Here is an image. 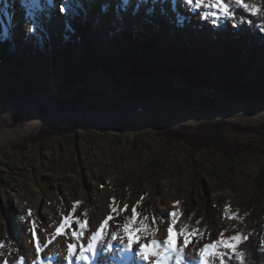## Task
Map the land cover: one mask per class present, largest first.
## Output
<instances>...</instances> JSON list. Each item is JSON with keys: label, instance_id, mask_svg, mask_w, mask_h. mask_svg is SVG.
Segmentation results:
<instances>
[{"label": "rangeland", "instance_id": "1", "mask_svg": "<svg viewBox=\"0 0 264 264\" xmlns=\"http://www.w3.org/2000/svg\"><path fill=\"white\" fill-rule=\"evenodd\" d=\"M63 3L68 7L55 17L62 19L63 28L54 34L47 35L36 23L28 31L24 27L17 31L14 26L7 30L0 27V41L4 42L0 46V77L11 78L5 66L20 59L23 62L16 63L20 78L31 81L35 88L32 94H25L20 83L14 96L0 94V243L5 245L0 248V264L8 256L12 264H17L16 254L25 246L22 233L33 221L43 248L50 245L44 242V233L50 242L64 235L74 246L83 240L86 247L95 230L90 223L101 206L109 204L110 208L113 200L120 208L127 204V211L121 212L115 222H109L102 240L97 243L95 258L77 259L78 251L72 264H119L110 261L104 248L109 252L107 246L114 241L111 234L117 232L118 237L123 234L118 225L132 215L133 206L139 214L137 221L147 217L145 222L155 230L154 235L145 234L142 240L154 237L160 244L159 249L164 248L159 230L167 218L172 221L171 213L176 212L177 223L173 228L178 234L183 226L196 239L205 241L219 239L221 232L224 238L239 233L248 239L253 233L258 236L259 249L264 250V117L244 121L216 116L197 123L163 117L145 122L106 123L75 119L66 124H45L23 137L12 133L16 127H26L49 112L46 105L34 102L32 97L36 94L49 96L64 112H92L99 108L108 112L130 111L146 98L179 99L196 110L210 111L232 101L264 98V89L254 91V96H235L221 89L194 90L179 74L132 76L129 70L134 62L125 63L123 59L134 46L139 48L144 39L154 41L157 50L149 54L140 48V52L160 67L165 63L163 52L186 50L196 56L198 51L205 50L208 55L223 58L225 52L218 45L220 39L234 45L241 32H245L234 15L238 7L231 6L232 17L220 14L207 29L194 31L195 22L184 29L168 21L151 19L152 23L147 24L141 20L151 16L147 10L146 15L144 11L141 15L118 11L116 18L111 19L110 1L104 2L101 9L95 6L86 17L83 7H74V0ZM43 13L53 14V7L46 4ZM71 20L82 26V33L70 26ZM37 34L50 45L45 57L47 67L39 66L33 58L36 54L30 39L40 40ZM247 34L252 37L246 44L241 43V49L261 50L249 63L250 52L237 57L233 79L240 84L264 87V78L258 76V72H264V30L257 26L255 32L251 30ZM258 36L262 38L259 40ZM66 41L74 43L72 68L55 54ZM111 58L117 62L112 68L113 74L97 64L98 59ZM230 72L225 67L211 65L201 72L202 81L217 87L224 80H231ZM139 88L147 94L136 96L135 90ZM225 97L226 101L221 102ZM208 98L216 104L209 103ZM213 121L224 124L221 135H217L219 147L215 143L195 145L183 138L182 132L195 135L198 126ZM168 199L172 210L165 211L163 206ZM77 201L80 203L72 212ZM49 209H56L51 210L56 212L51 216L54 222L51 230L38 217ZM69 213L73 220H84L83 214H87V230L82 237H73L74 230L79 236L75 223L64 230L65 234H55V226ZM193 229H198L203 237L194 234ZM247 240L237 245V251L244 254L242 260L235 257L240 263H246L243 244ZM226 251L228 256H235L231 250ZM213 258L220 264L219 257ZM65 260L63 264H69ZM37 264L48 263L43 259ZM225 264H229L226 257Z\"/></svg>", "mask_w": 264, "mask_h": 264}, {"label": "bare ground", "instance_id": "2", "mask_svg": "<svg viewBox=\"0 0 264 264\" xmlns=\"http://www.w3.org/2000/svg\"><path fill=\"white\" fill-rule=\"evenodd\" d=\"M64 1L65 0H0V27L7 30L14 26L16 27V31L24 27L25 31H28L33 23H36L37 26L45 31L47 35L54 34V32L63 28L62 19L55 17L60 11L58 6L62 7L64 5ZM108 1L112 4L111 9L113 10V13L108 15L111 19L116 18L118 11H124L129 15H135L136 13L140 14V12L144 11L146 15L147 10L149 14H151L149 19L141 18V20L145 21L147 24L152 23L151 19L161 22L168 21L173 22L174 27L184 29L188 26L187 24L195 22V25L193 26L194 31H198L200 29H207L208 25L216 18L211 16L210 10L206 8L196 9L193 6L188 5L186 0H129V4L127 6H123L122 0H74V7H78V5L83 7L84 17H86L89 16L91 10L95 6L101 9V5ZM226 2L229 3L230 8L234 5L230 2V0H226ZM46 4L53 7V14L44 15L43 8ZM219 15L220 14L218 13L217 17ZM32 99L37 105H46L49 112L44 117L37 118L26 127H16L12 132L16 136H27L45 124H66L67 122L75 119L106 123L110 121L145 122L158 117H163L174 120H189L197 123L206 119L215 118L216 116L230 117L236 120L244 121H248L254 117H264V98L259 100L232 101L223 107L210 111L196 110L189 107L184 101L179 99H144L137 103L134 110L119 112H108L103 108L96 109L92 112H64L61 111L58 104L51 101L50 97L47 95L36 94L32 97ZM169 201L170 199L166 200L167 205L163 206L165 211L172 210ZM51 210L52 212L56 211V209H49L48 211L44 210L42 213L38 214V217L45 220L44 225L50 228V230L54 228L52 225L54 222H51V216L56 213H52ZM110 212L111 209L109 208V204L101 206L90 225L96 230L99 227V224L103 222ZM57 220L55 219V222L58 224ZM170 225L171 220L167 218L162 225L163 227L161 226L159 230V237L163 243V241L171 235L173 244L179 247L184 243V239L174 228L173 231L169 233L168 227ZM31 226L28 225L26 227V231L22 233L21 237L23 238L25 246L23 247L22 252H17L16 254L15 261H17V264H37L38 261H43V259L44 263L47 262L48 264H63L64 261H67L65 259L68 257V245L72 243L66 238V236L61 235L55 238V240L53 239V241L50 242L49 247H42V249L37 252L35 241L33 240L32 232L30 231ZM17 227L20 229V224L18 225L17 223ZM136 233L132 234L133 240L137 237ZM44 237V242L48 243L50 239L45 233ZM189 239L191 243H189L185 248L184 253L182 254L183 258L179 261L177 260L175 253L169 255L164 252V248L157 249V251L161 253L158 258L161 261H164V264H167L168 262L171 264H200L199 248L206 243H211L212 241H205L200 238L196 239V237L192 234L189 235ZM152 240H154V237L144 240L141 239L139 243L149 245ZM110 244L112 245L111 248L114 249H109V252H107L106 248H104V252L110 255V261L112 263L150 264V262L142 261L135 255V252L138 250L136 246H134L133 251L125 252L123 251L124 245L119 239L110 241ZM80 245L85 246L83 240H81L77 246L73 245L72 251L75 255L78 253ZM87 255H89L90 260L92 258L91 254ZM165 256L168 257L166 261ZM117 259L122 261H116ZM152 259H156V257H153ZM208 259L212 264H216V259H214L213 256H209ZM3 264H12V259L8 256Z\"/></svg>", "mask_w": 264, "mask_h": 264}, {"label": "trees", "instance_id": "3", "mask_svg": "<svg viewBox=\"0 0 264 264\" xmlns=\"http://www.w3.org/2000/svg\"><path fill=\"white\" fill-rule=\"evenodd\" d=\"M246 2L254 3L258 8L261 9L262 12H264V0H246ZM234 15L235 17H237L238 24H241L242 31L244 30L245 32H241L240 37L236 39L234 45L227 44L220 39L218 45H220L223 49V52H225V57L220 58L212 56L210 54L209 56L205 50L198 51L196 55L198 57L186 50L176 51V53L163 52L161 56L163 57L165 63H163L160 67L154 65L147 57L148 55L145 56V54H143L144 52H148L149 54L155 53V51L157 50L156 43L154 41L144 39L140 41L139 48L134 46V50H132L130 53L126 54L123 57L125 63H129L131 61L134 62V66L129 70V74H131L132 76L142 74V76L144 77L153 76L160 72L169 75L179 74L183 77V80H185L191 85L192 89L194 90L206 88L208 91H217L221 89L226 93L228 92L235 96H243L244 94L254 96L256 94L254 91H258V89H264L262 85L253 86L244 83L240 84V82L235 81L233 78L235 77V70L237 68V57H239L241 53L246 54L250 52L249 54H252V56H249V63L253 60L256 52L258 50H261L257 48L248 47L246 51L245 48L241 49L240 45L241 43H245L246 41H248V39L252 37L247 34V31L252 30V32H255L257 26H260L264 30V16L258 13L255 15L249 14L245 9L241 7L236 8ZM70 26L78 33L83 32L82 26L75 23L74 20L70 21ZM36 37L40 38V40L37 41V38L30 39V42H32L34 52L36 54V56H34L33 58L37 60L36 62H38L39 66L47 67L46 64L48 61L45 57L47 51L50 48L49 42L44 37H42L41 34H37ZM261 38V36H258L259 40ZM3 44L4 42L0 41V46H2ZM24 46H26V49L30 48L28 47L29 45L27 43H25ZM73 46L74 43L72 41H66L62 46H60V48H58L55 53L61 61L67 63L69 68H72L73 66V64L71 63V48ZM140 48H142L144 52H140ZM98 60V66L105 68L106 70L110 71L111 74H113L112 68L117 64L114 58H111L109 60ZM210 61H214V63H211ZM20 62L23 61L18 59L17 61L12 62L10 65L5 66V68H8L10 70L9 72L11 73L12 77H0V94L4 93L9 96H14L16 93H18L20 83L23 86V91L25 94H32L35 91L34 85L33 83H31V81H24L20 78L16 68V63ZM97 64H93V67L97 68ZM211 65H218L220 67L230 69L231 80H224L222 82V85L217 87H212L206 81H202L203 78L201 76V72L205 68H210ZM258 76H260V78H264V72H258ZM135 92V94H137L136 96H143L147 94L145 90L140 88L136 89ZM226 99L227 97L222 98L220 101L224 102L226 101ZM208 101L212 105L216 104V101L210 100V98H208ZM223 126L224 124H222L221 122L213 121L198 126V130L195 135H189L185 132H182V135L185 140H188L189 142H192L195 145H198V143L199 145H211L215 143V146L219 147L220 144L217 141V135H221L222 132L220 131V129L223 128ZM179 135H181V133ZM243 245L246 251V263H240L238 258H234L227 255L226 259L229 264H264V250L259 249L260 247L258 245V236L256 237L252 233V235Z\"/></svg>", "mask_w": 264, "mask_h": 264}, {"label": "snow or ice", "instance_id": "4", "mask_svg": "<svg viewBox=\"0 0 264 264\" xmlns=\"http://www.w3.org/2000/svg\"><path fill=\"white\" fill-rule=\"evenodd\" d=\"M232 4H235L237 7H241L245 9L248 12L254 13V14H260L264 16V12L261 11L260 8H258L254 3H248L246 0H230ZM186 3L188 5L193 6L196 9L199 8H206L210 10V14L212 17H217L218 13L222 14L223 17H232L233 12L230 10L229 3L226 2V0H186ZM123 6H127L129 4V0H122ZM68 6H62L60 8L61 12H64ZM80 202L77 201L75 205L73 206L72 212H75L76 205H78ZM139 203V202H138ZM179 203V202H177ZM111 212L109 215L103 220L102 223L99 224V227L94 230L91 234V237L87 243V246L84 245L79 246V256L76 257L80 260H89V255L93 258L97 256V243L102 240V237L105 234V229L109 226V222H115V218L120 215L121 212H126L128 209V205L125 204L122 208H120L118 205L115 204V200H113V204L110 205ZM31 211L29 210L28 215L31 216ZM114 214V215H113ZM85 219L80 220L79 218H76L73 220L72 214L69 213V215L64 216L61 222L58 224L55 230L56 235L65 234L64 230L66 228H69L72 223H75L78 225V233L77 230H74L72 232L73 237L79 238L82 237L87 230V214H83ZM138 212L136 210V206L132 207V215L130 217H125L124 222L120 225H118L119 228L122 229L123 235L117 236L115 233L111 234L112 240L119 239L120 242L124 245L123 251L125 252H131L134 249V246L138 248V250L135 252V255L140 258L142 261L150 262V264H164V261H161L158 257L161 255L157 249L160 247V244L156 240H152L149 245H145L144 243H139V241L142 239V237L145 234H155V230L151 229L150 225L147 224L145 221H147V217L144 218V220L137 221ZM177 213L173 212L171 213V216L173 217L171 221V225L168 227V232L171 233L173 231L172 225H176L177 220ZM134 224H137V227H133ZM37 225L35 221L32 222V226L30 231L32 232V238L35 241V247L37 252H39L43 244L41 242V239L37 237L36 229ZM187 226L180 227L179 229V235L183 237L184 243L177 247L172 242V237L169 235L167 239L163 241L164 245V252L168 253L169 255L172 253L176 254V258L179 261L182 259V254L184 253L185 248L188 246L189 243H191L189 239V232L186 231ZM194 234L200 235L203 237V233H200L198 229L192 230ZM133 232H139V235L136 237L135 240L132 238ZM220 238L213 240L211 243H206L202 247L199 248V254H200V264H210V261L208 259L209 256L213 257H219L220 258V264H225V257H227L228 252L226 250H231L235 257L243 258L244 254L242 252L237 251V245L239 242L243 240H247V236H243L239 233L224 238V233L221 232ZM50 243V241H48ZM5 247L3 243H0V248ZM112 247L111 244L107 246L108 249ZM73 245H68V261L69 264H72V258L75 256V253L72 251ZM224 249L225 251H220L218 249ZM153 257H156V259H152ZM167 256H165V261L167 260ZM23 259V258H21Z\"/></svg>", "mask_w": 264, "mask_h": 264}, {"label": "water", "instance_id": "5", "mask_svg": "<svg viewBox=\"0 0 264 264\" xmlns=\"http://www.w3.org/2000/svg\"><path fill=\"white\" fill-rule=\"evenodd\" d=\"M146 99H148V98H146ZM183 101V100H182ZM185 102V101H184ZM187 104V103H186ZM188 105V104H187ZM189 106V105H188Z\"/></svg>", "mask_w": 264, "mask_h": 264}]
</instances>
